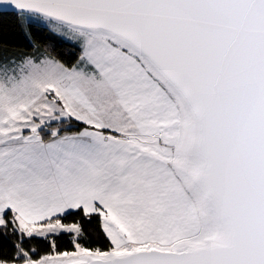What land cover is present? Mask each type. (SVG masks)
<instances>
[{"label": "snow or ice", "instance_id": "1", "mask_svg": "<svg viewBox=\"0 0 264 264\" xmlns=\"http://www.w3.org/2000/svg\"><path fill=\"white\" fill-rule=\"evenodd\" d=\"M0 16V264H264V0Z\"/></svg>", "mask_w": 264, "mask_h": 264}, {"label": "trees", "instance_id": "2", "mask_svg": "<svg viewBox=\"0 0 264 264\" xmlns=\"http://www.w3.org/2000/svg\"><path fill=\"white\" fill-rule=\"evenodd\" d=\"M6 39L10 46L19 50H29L26 47L27 42L19 34L18 29L15 28L14 21L11 16H0V40ZM57 52L65 60H71V50L67 47H60ZM71 218H69L70 220ZM63 241L61 244L63 245ZM4 247H7L6 245Z\"/></svg>", "mask_w": 264, "mask_h": 264}]
</instances>
